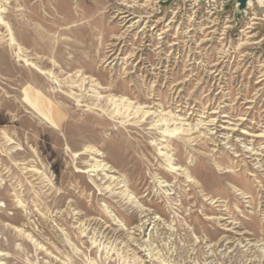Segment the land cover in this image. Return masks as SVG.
Wrapping results in <instances>:
<instances>
[{
  "label": "rangeland",
  "instance_id": "1",
  "mask_svg": "<svg viewBox=\"0 0 264 264\" xmlns=\"http://www.w3.org/2000/svg\"><path fill=\"white\" fill-rule=\"evenodd\" d=\"M0 264H264L261 1L0 0Z\"/></svg>",
  "mask_w": 264,
  "mask_h": 264
},
{
  "label": "water",
  "instance_id": "2",
  "mask_svg": "<svg viewBox=\"0 0 264 264\" xmlns=\"http://www.w3.org/2000/svg\"><path fill=\"white\" fill-rule=\"evenodd\" d=\"M237 2H238V5H239V9L240 10H244L248 6L249 0H237Z\"/></svg>",
  "mask_w": 264,
  "mask_h": 264
},
{
  "label": "bare ground",
  "instance_id": "3",
  "mask_svg": "<svg viewBox=\"0 0 264 264\" xmlns=\"http://www.w3.org/2000/svg\"><path fill=\"white\" fill-rule=\"evenodd\" d=\"M259 1H261L262 2V6L264 7V0H259ZM252 4V0H249V2H248V5H251ZM120 100H124L123 98H121ZM242 122V121H241ZM147 216V215H146ZM145 223L146 222H143L142 224H141V226H143V225H145ZM143 227H141V229H142Z\"/></svg>",
  "mask_w": 264,
  "mask_h": 264
}]
</instances>
